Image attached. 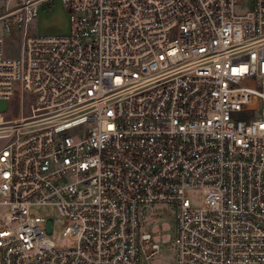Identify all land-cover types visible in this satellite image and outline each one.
Returning a JSON list of instances; mask_svg holds the SVG:
<instances>
[{"label": "built area", "instance_id": "built-area-1", "mask_svg": "<svg viewBox=\"0 0 264 264\" xmlns=\"http://www.w3.org/2000/svg\"><path fill=\"white\" fill-rule=\"evenodd\" d=\"M47 1L0 0V264H152L162 205L173 264H264V0H60L37 34Z\"/></svg>", "mask_w": 264, "mask_h": 264}, {"label": "rangeland", "instance_id": "rangeland-1", "mask_svg": "<svg viewBox=\"0 0 264 264\" xmlns=\"http://www.w3.org/2000/svg\"><path fill=\"white\" fill-rule=\"evenodd\" d=\"M251 6L252 0H237L235 8L237 11H242ZM33 31L37 34L47 35L66 33L68 31V14L60 0H50L39 5L38 13L33 21ZM14 105L15 102L12 101L11 106ZM187 196L193 204L199 205L202 202L200 190H190ZM31 211L45 217H53V237L58 243L64 242V238L61 236L62 220L53 204L35 205L31 207ZM154 211L156 214L153 217V224L148 225V228L157 226L164 229L159 239L160 249L154 256L152 264H173V238L175 234L173 207L171 205L156 206Z\"/></svg>", "mask_w": 264, "mask_h": 264}, {"label": "water", "instance_id": "water-1", "mask_svg": "<svg viewBox=\"0 0 264 264\" xmlns=\"http://www.w3.org/2000/svg\"><path fill=\"white\" fill-rule=\"evenodd\" d=\"M7 106V100L6 99H0V110L5 109Z\"/></svg>", "mask_w": 264, "mask_h": 264}]
</instances>
